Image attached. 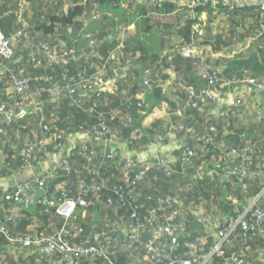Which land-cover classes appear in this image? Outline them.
Here are the masks:
<instances>
[{"label":"trees","instance_id":"obj_1","mask_svg":"<svg viewBox=\"0 0 264 264\" xmlns=\"http://www.w3.org/2000/svg\"><path fill=\"white\" fill-rule=\"evenodd\" d=\"M125 1L133 2L0 0L1 34L8 38L16 30H22L34 44L48 45L56 55L48 60L46 66L47 57L29 46L23 38L16 45L12 59L4 63L6 71L0 75V102L16 113L4 135H0V179L14 181V172L28 174L27 170L34 169L38 173H35L37 178L45 181L43 191L33 188L30 194L35 202H44V206L34 203V208L23 210L9 202L0 203V227L7 233V236L0 235V264H154L144 248L153 241L152 236H157L152 244L156 252L167 258L158 264L170 261L180 264L197 253L211 250L216 242V225L226 217L236 219L246 205L263 192L264 107L260 114L241 120V116L250 110V105L229 107V116L215 118L208 109H189L184 103L188 100L187 89H200L197 84L203 83V76L207 74L218 80H231L246 74L264 85V79L258 76L264 73V62L247 66L241 60H233L223 69L224 73L205 67L209 56L206 49L219 52L231 48L232 44L225 37L230 26L237 33V14L247 12L249 19L254 18L256 29L262 35L264 15L255 10L211 9L208 5L189 11L184 5L176 7L171 5L172 2L160 0L155 8L140 10L146 17L148 28H151L148 31H155L160 40L158 52L151 50L147 56L141 43L130 51L125 41L119 42L124 38L123 31L112 38L110 44L103 36L93 33L85 40L88 16L106 9L113 14L118 13L120 7L117 2ZM208 10L226 19V23L220 19L219 24L212 27L210 23L213 21L198 18L199 13ZM162 14L172 16L163 15L161 18ZM227 19L233 23L227 25ZM203 24L205 32H208L206 38L196 31V26ZM89 39H95L96 43L92 48H85L82 58L69 59L73 65L62 64L64 52H75L73 48L78 41ZM105 45L109 51L102 52L101 56L98 47ZM189 47L195 54L184 57L182 52ZM31 58L39 60L40 66L35 67ZM135 62L147 66L134 71ZM122 72L125 78L115 81L116 88L111 94L101 92L98 96L80 91L73 103L67 95L53 99L46 92L51 82L62 84L79 79L86 73H99L106 81L108 76L120 78ZM22 77L29 80L27 94L36 101L38 111L35 115L18 117L21 109L15 108L14 104L20 96L14 91L13 81ZM43 77L49 81L45 82ZM141 98L147 101L146 108L138 106ZM150 100L160 101L149 105ZM245 101L248 103L246 96ZM173 108H178L181 123L168 114ZM227 108L223 106L222 111ZM100 122L109 127L112 143L129 149L133 147L136 157L124 159L122 151H115L109 158L106 146L89 135L85 142L76 141L75 148L71 145L72 136L89 133ZM44 127L47 128L45 132ZM174 127L182 129L173 130ZM55 133L61 137V149L58 150L57 141H48L40 149L38 143ZM173 144L176 145L174 149L167 151L166 147ZM148 145L163 147L166 151L157 148L154 156L142 161L138 155L147 153L150 147L145 146ZM84 147L86 151H83ZM251 148L252 153L243 160L229 156L231 150ZM26 156L34 159L30 161L31 167L25 160ZM159 159H168V170L153 165L147 167V163H156ZM60 160L65 161V170L53 168L54 161L59 163ZM238 161L244 164L245 170L254 173L251 179L240 180L235 175L226 174L225 166ZM128 162L134 167L128 168ZM200 168L205 171L203 174ZM143 171V177L137 180ZM178 174L180 177L177 179ZM31 178L33 176H27L15 183ZM243 182L248 186L247 191L241 188ZM4 192L7 189L0 190V197ZM63 196L72 200L81 198L86 206L77 207L73 216L65 219L54 208ZM258 205L264 209V193ZM206 215L212 217L209 226L201 221ZM8 217L12 218L10 222ZM138 226L140 228L137 229ZM167 226L176 231V246L171 245V236L163 232ZM60 229L65 230L62 236L74 250L84 242L92 243L91 236L99 233L98 243L93 244L101 253L86 257H78L75 252L47 254L43 251L44 243L22 248L11 241L24 238L41 240ZM252 233L245 235L239 226L236 227L221 248L223 255L242 260V264H264V235ZM205 238L203 246L196 247V253L185 246V243ZM13 252L29 254L24 258H14ZM207 264H223V260L213 255Z\"/></svg>","mask_w":264,"mask_h":264},{"label":"built area","instance_id":"obj_2","mask_svg":"<svg viewBox=\"0 0 264 264\" xmlns=\"http://www.w3.org/2000/svg\"><path fill=\"white\" fill-rule=\"evenodd\" d=\"M122 1V0H121ZM165 2H172L173 4L178 3L179 5H184L187 7V9L190 11L193 8L197 6L202 5H208L211 9H227V10H237V11H250L255 10L256 12L261 13L264 15V0H162ZM25 38L24 40L29 46L40 50L47 58V61L45 63L46 66H48V60L55 58L56 55L51 51L50 47L45 44H34L28 36L24 34L22 30H16L10 37H5L3 34L0 33V75L2 72L4 73L7 69L5 66L6 61H10L14 55L15 47L18 44V42ZM96 43L95 39L88 40L87 46H90L91 48ZM194 50L192 48H186L183 50L182 55L184 57H190L191 55H194ZM112 56V55H111ZM83 55H79L76 52H64L62 54L61 59L69 60L71 58L73 59H80ZM31 63L37 67L39 64V60L31 58ZM43 65V64H42ZM21 73V72H20ZM245 73V72H244ZM79 79H71L70 81H66L62 84H57L56 82H51L49 84L48 89L46 92L52 96L53 99L58 97H63V95L69 96L74 103V100L76 98V94L81 91V93H95L99 94L101 92H107V91H113L115 90V81H120L125 78L124 72L121 73L120 78L112 79L109 83L107 81H104L101 77V74L99 73H92V74H85L83 77H78ZM43 80L45 82H48L49 79L47 77H43ZM203 86L200 89H195L192 87H189L187 89L188 94V100L184 103V106L189 109H208V112L210 115L212 114H220V116H229L231 113V108H237L238 106H244L245 103H247L244 99L245 96L248 98L251 96L250 94L257 91H264V85L256 82L253 78L247 76L246 74L239 78H232L231 80L227 79H217L215 76L212 75H205L203 76ZM2 84V77L0 76V85ZM28 85L29 80L25 78H15L13 81V88L17 95L20 96V100H18L15 104V108H20L21 113L25 114H36L38 111V108L36 107V101L32 99V95L27 94L28 91ZM232 92L231 96L227 95V92ZM244 96V97H243ZM232 97V98H231ZM229 103L226 104V101L229 99ZM138 106L140 108H144L143 104L139 102ZM215 106V109L213 108ZM226 106L228 107L226 110L221 111L222 107ZM19 116V115H18ZM16 117V113L14 109H8L5 105V103L0 102V135H4L6 129L10 126L12 119ZM21 117V116H20ZM182 129V127H174L173 130ZM43 131H47V128L44 127ZM213 130H211L212 132ZM89 135V136H88ZM110 130L109 127L104 124L103 122L98 123L96 126L92 127L91 131L89 133H82L79 134L77 137L72 136V142L71 145L75 148L74 144L76 141L84 140V142L87 140L86 138L92 137L93 140L99 141L103 145L107 146L109 143L112 142V138L109 137ZM88 136V137H87ZM61 137L59 134L55 133V135H50L48 138L43 139L41 142L38 143V146L40 149H43V146L48 141H57V148L58 150L61 149ZM84 145V144H83ZM128 145H131V141H128ZM85 146V145H84ZM31 150V149H30ZM39 150V149H38ZM40 151V150H39ZM83 151H86V148H83ZM252 153L251 149H240V150H231L229 156L234 157L236 159H245V157L248 154ZM108 157H112L111 150H108L107 153ZM114 155V154H113ZM38 159V158H37ZM25 160L28 164V166L31 167L30 161H33V158H29L28 156L25 157ZM142 160V161H146ZM40 163H42V159L39 158ZM56 161V160H55ZM54 161V169L59 170H65L66 169V163L64 160H60L59 163H55ZM168 159H159L156 163H147V167L149 166H159L163 167L166 170L168 167ZM226 165V164H225ZM134 167L132 163L127 164V167ZM22 169V168H20ZM202 174L205 172L203 168H200ZM226 174L231 176L235 175L240 180L243 179H251L254 176V173L248 172L244 169V164L242 162H237L236 164H231L230 166H225ZM172 173V172H171ZM144 175V171L140 173V175L136 178L137 180H140ZM172 175V174H171ZM202 176V175H201ZM176 177V175H174ZM180 177V175H177V179ZM202 177H199L201 179ZM264 181V179H263ZM32 184H36L35 187ZM33 188H36V190L43 191L45 188V181L39 180L37 176H33L31 180L24 181L20 183H14L12 188L7 189V192H4L2 196L0 197V203L1 202H9L14 204L15 206H20L23 210H28L30 207L33 206L34 203L45 205L44 202L37 201L33 203V198L30 197L31 192L33 191ZM241 188L244 191H247L248 186L244 182L241 184ZM96 191L98 188H94ZM6 191V189H3ZM9 190V191H8ZM117 194L121 195L119 191H116ZM264 193L261 192L258 196L255 197V199L246 205V207L243 209L242 213L236 218H230L226 217L225 219H222L220 224L216 225L215 228V244L213 247H211V250H209L207 253H197L193 257H191L189 260H185L181 262L180 264H207L210 258L213 255H216L218 257H221L222 260L225 257L223 264H242V260L234 259L233 257L229 258L227 256L223 255V251H221V248L223 245L227 242V238L231 236L233 230L236 227H240L244 232L245 235L250 233L252 231V234H259L260 236L264 235V209L260 208L258 205V200L260 199L261 195ZM110 203V202H109ZM86 202L81 198H76L75 200H72L66 196H63L61 200L57 202V204L54 206L55 212L62 216L65 219H69L73 216L75 210L77 207H85ZM202 212V209L200 210ZM133 219L135 218L134 215L131 216ZM7 220L10 222L12 218L8 217ZM202 223L209 226V223H212V217L206 215L203 220H201ZM140 228V226L137 227V229ZM163 232L171 236V245L176 246L177 244V238L174 236L175 229L171 226H167L163 228ZM65 233L64 229L55 230L54 234L48 238H44L41 240L31 241L30 239L24 238L19 240H11L12 242H17L22 248H28L31 245L35 244H41L44 243L43 251L47 254H53L55 252H63V253H69V252H75L78 257L81 256H88L92 253H101L95 249L96 243H98V240L100 238V234H93L91 236V242H84L80 247L77 249H73L69 243L68 240L63 238V234ZM7 236V233L5 232L3 227H0V235ZM132 239V237H131ZM157 239V236H152V242L145 245V250L150 253L148 259L154 263L158 264L161 263L162 260H167L166 257H163L161 253L156 252V248L152 246L154 241ZM205 239H198L192 243H185L186 247L190 250H194L195 253L196 247H202L203 242H205ZM94 243V244H93ZM98 250H101L98 249ZM167 264H174L173 262H168Z\"/></svg>","mask_w":264,"mask_h":264},{"label":"crops","instance_id":"obj_3","mask_svg":"<svg viewBox=\"0 0 264 264\" xmlns=\"http://www.w3.org/2000/svg\"><path fill=\"white\" fill-rule=\"evenodd\" d=\"M160 0H133V2H131V4L127 3V1L125 2H117L118 7H120V11L121 13L125 12V9H129L131 11L130 14H125L126 18L123 20V17H121L120 20H113L111 23H107V22H103L101 21L100 23H103L101 25L103 31L106 30L107 37L106 34L103 35V38L105 39V41L107 40V43H111L112 42V38L116 37L117 35H121V32L123 31L124 38L120 39L119 42L121 41L122 43L125 41L127 44V47L130 51H133L136 44L141 43V47H143V49L145 50V53L147 54V56L149 55L151 50H155L156 52L159 51V45H160V41H158L157 39V44L155 47V44L151 45V48L146 45V43L143 41L145 40L144 37L147 35H151L154 34L155 31H148L150 30L147 26V23H145V19L146 17H144L145 15H142L140 10L141 9H153L155 8V4H157V2ZM179 1V0H177ZM173 6L179 7V4H171ZM124 14V13H123ZM164 14H162L160 17L162 18ZM135 16V17H134ZM164 16H169L171 17L172 14H168V15H164ZM237 33L235 31V29H233L231 26L229 28V34L225 37L232 45L230 46L231 48L225 51H219V52H215L212 49L207 50V53L209 54L208 56V63L205 65V67L207 68H211L212 70L216 71V72H223V69L226 68L227 64L230 63V61H239L241 60V62H245V65L249 66V65H261L264 62V35L259 34L257 29H256V23L254 18L253 19H249L250 16H248L247 12H241L239 14H237ZM244 17H246L247 19H245ZM198 18L201 19L202 21H206V20H211L210 25L212 27H215L216 25L219 24L220 19H222L223 23H226L223 17H219L217 15H213L211 13V10L208 11H202L201 13H199ZM240 20V21H239ZM244 22V23H242ZM232 24L233 21L231 19H227V25L228 24ZM230 24V25H231ZM252 24V26H250ZM254 26V28H253ZM106 27H109V29H106ZM201 30L202 33L200 34V36H204L205 38L207 37L208 32L204 30L205 25L203 24L201 26ZM234 30V31H233ZM120 32V33H119ZM117 33V34H116ZM227 33V31H226ZM102 37V36H101ZM204 39V38H203ZM142 40V41H141ZM74 43H76L75 41H73ZM84 41L81 40L80 42H78L74 47V49H78V51L76 52L79 55H82V53L86 52V41L83 43ZM84 46H83V45ZM107 44V45H109ZM99 46L98 47V52L101 56H103L102 52L104 51H109V47L107 48L106 46ZM106 47V48H105ZM203 48H205V46H202ZM66 61V62H65ZM63 60L62 64H72L73 65V61H69V60ZM138 62V61H137ZM135 62L134 64L136 65L134 68H132L134 71H141L143 69H145V67L147 65H145V63H137ZM264 65V63H263ZM252 68H250L251 70ZM125 69H123L124 71ZM242 71V70H241ZM240 71V73H241ZM246 72V71H244ZM253 72V70H252ZM264 72V71H263ZM128 73V70H127ZM229 74V73H226ZM260 76L261 79H264V73H262ZM115 76H108V78H106L107 82L109 83L112 79H114ZM166 82H171V81H166ZM203 86V83L199 82L197 84V87L201 88ZM113 91H107V93H112ZM256 92V91H255ZM256 95L252 94L250 96L251 100L248 101L247 105H251L252 107H254L255 105L259 106L260 108L264 107V92H260L259 95H257V93H255ZM228 96L232 95L231 90L227 92ZM232 98V97H231ZM229 98L226 101V104L229 103L230 99ZM249 99V98H248ZM160 101V100H159ZM159 101H149V105L153 104V102L159 103ZM140 102L143 104V107L146 108L147 104L145 101V99L141 98ZM231 102V101H230ZM255 104V105H253ZM178 106V105H177ZM181 106V105H180ZM226 107V106H224ZM178 108H173L171 111L172 113H168L170 115V117L176 118V120L179 122L181 120L180 113L179 111H177ZM251 109V108H250ZM263 109V108H262ZM223 110V107L221 109V111ZM25 114L24 113H20L18 117L23 116ZM165 114V112H164ZM166 115V114H165ZM211 116L217 118V117H221L220 114H212ZM255 115H253L254 117ZM222 118V117H221ZM230 117H227V119H229ZM252 118V116L250 117ZM182 121H180L179 123H181ZM229 127V126H228ZM228 127L226 128V130L228 131ZM176 145H171L166 147L167 151L174 149ZM145 147H150V149H148L147 153H141L140 155H138L139 159H147V157H151L154 156L156 153H154V151H157V148L160 151H166V149H163V147H157L155 148L154 145H148ZM133 148V147H132ZM129 149V147H125V149H123L122 151V147L120 145L116 146L115 151L116 152H121L122 151V156L124 157V159L128 158L131 159L135 156V154L132 152L134 149ZM144 148V147H142ZM121 149V150H120ZM145 149V148H144ZM126 151H128V153H126ZM126 153V155H125ZM126 157V158H125ZM0 163H2V160L0 161ZM37 171L40 169L37 168ZM28 174H23V173H19V172H14V176L13 180H6V179H0V190H3V188L5 189H10L12 188V186L14 185L15 181L17 180H24L26 179L27 176H36V174H38L37 172L34 171V169L31 170H27ZM36 173V174H35ZM40 173V172H39ZM4 191V190H3ZM35 199H33V203H34ZM33 204V208H34ZM201 209L203 210V208L201 207ZM103 226H99V228H102ZM96 230V227H95ZM92 230L91 232L95 231Z\"/></svg>","mask_w":264,"mask_h":264},{"label":"rangeland","instance_id":"obj_4","mask_svg":"<svg viewBox=\"0 0 264 264\" xmlns=\"http://www.w3.org/2000/svg\"><path fill=\"white\" fill-rule=\"evenodd\" d=\"M122 11V10H121ZM121 11H119L118 13H112V12H110V10L109 9H106V10H101L98 14L96 13V14H92L91 16H88V18H87V20H86V27H87V32H86V36L84 37L85 38V40H86V37H88V36H90V35H92V33L93 34H96V35H100V36H103V35H105V34H107V32H106V30H104L103 31V29H102V27H101V25L103 24V23H100L101 21H103L104 23L105 22H107V23H111L113 20H120L121 19V17H123V20L126 18V16H125V14H130L131 13V11L129 10V9H125V12H123V13H121ZM135 17V16H134ZM202 25H199V27H197L196 26V31H197V33L200 35L201 33H202V30H201V27ZM106 29H109V27H106ZM203 29V28H202ZM80 34H82V33H80ZM117 34V33H116ZM157 35L154 33V34H151V35H147V36H145L144 37V39L145 40H143L145 43H146V45H148L150 48H151V45H153V44H155V47H156V44H157V39H158V37H156ZM76 37H78V34H77V36ZM89 40H91V39H89ZM142 41V40H141ZM158 41H160V40H158ZM78 42H80V41H78ZM77 42V43H78ZM84 43V42H83ZM86 43V46H87V43H88V41H86L85 42ZM151 44V45H150ZM83 45V44H82ZM84 46V45H83ZM192 47H196V46H192ZM75 48V47H74ZM73 48V50L75 51V52H77L78 51V49H74ZM111 54V53H110ZM112 55V54H111ZM260 92H264V91H257V92H255V93H257V95H259V93ZM250 95H252V93L250 94ZM245 100V99H244ZM247 105V103H245V105L244 106H246ZM253 105H255V104H253ZM249 108H251L250 110H248V112H246L245 114H243L242 116H241V120H248V119H250V117L252 116L253 117V115H257V114H260L261 112H262V108H260L259 106H257V105H255L254 107H252L251 105L248 107V109ZM116 146H117V144H115V143H109L107 146H106V148H107V150H111V152L113 153V154H115V149H116ZM123 149H125V146H123L122 147V151H123ZM121 150V149H120ZM125 155H126V153H125ZM122 227V226H121ZM193 227H195V226H193ZM13 254H14V252H13ZM29 253L28 252H24L23 254L20 252V253H17V254H14V258H24L26 255H28ZM11 255V254H10ZM224 259H225V257H223ZM224 259H223V261H224ZM231 264H233V263H231Z\"/></svg>","mask_w":264,"mask_h":264}]
</instances>
